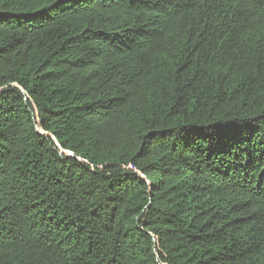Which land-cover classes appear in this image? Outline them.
I'll return each mask as SVG.
<instances>
[{
	"label": "trees",
	"instance_id": "16d2710c",
	"mask_svg": "<svg viewBox=\"0 0 264 264\" xmlns=\"http://www.w3.org/2000/svg\"><path fill=\"white\" fill-rule=\"evenodd\" d=\"M0 264H264V0H0Z\"/></svg>",
	"mask_w": 264,
	"mask_h": 264
}]
</instances>
